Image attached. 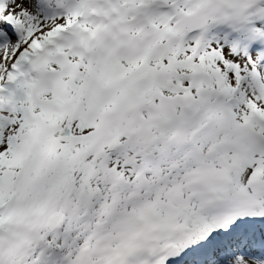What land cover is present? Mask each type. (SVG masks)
Here are the masks:
<instances>
[{
	"label": "snow or ice",
	"instance_id": "snow-or-ice-1",
	"mask_svg": "<svg viewBox=\"0 0 264 264\" xmlns=\"http://www.w3.org/2000/svg\"><path fill=\"white\" fill-rule=\"evenodd\" d=\"M0 264H264V0H0Z\"/></svg>",
	"mask_w": 264,
	"mask_h": 264
}]
</instances>
